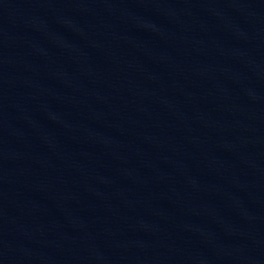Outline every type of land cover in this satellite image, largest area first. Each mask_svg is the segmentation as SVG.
<instances>
[{
	"label": "water",
	"instance_id": "water-1",
	"mask_svg": "<svg viewBox=\"0 0 264 264\" xmlns=\"http://www.w3.org/2000/svg\"><path fill=\"white\" fill-rule=\"evenodd\" d=\"M0 264H264V0H0Z\"/></svg>",
	"mask_w": 264,
	"mask_h": 264
}]
</instances>
